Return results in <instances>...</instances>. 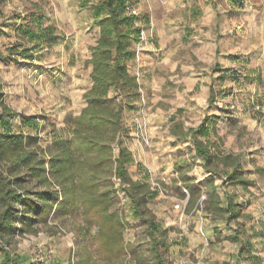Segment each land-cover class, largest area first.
<instances>
[{
    "label": "rangeland",
    "instance_id": "obj_1",
    "mask_svg": "<svg viewBox=\"0 0 264 264\" xmlns=\"http://www.w3.org/2000/svg\"><path fill=\"white\" fill-rule=\"evenodd\" d=\"M96 1L1 3L4 51L11 44L31 45L19 27L27 23L32 10L43 13L44 24L55 25L62 37L52 47L45 44L33 59H0L4 101L18 111L12 121L20 124L22 113L40 118L38 129H22L38 134L33 140L48 159L55 136H71L72 121L88 104L85 93L94 83L90 59L101 25V16L94 12ZM136 3L139 15L150 17V23H144L145 35L148 29H159L168 38L161 50L156 45H134L136 57L127 68L136 75L141 97H124L123 139L135 159L128 165L131 175L158 189L145 208L168 230L167 263L264 264V0ZM212 92L214 100H210ZM115 93L113 89L111 94ZM206 118L207 134L199 137L213 151L238 155L244 170L246 183L215 175L224 203L225 191L234 192L240 203V216L230 222L200 208L186 209L191 191L200 199L206 196L200 181L210 172L203 167V158L197 157L191 132ZM118 153L115 145L114 154ZM187 171L192 175L189 184ZM113 179L117 193L111 209L126 221L122 251L100 248L96 224L86 231L79 228L82 208L64 223L52 214L47 222L16 232L8 248L22 254L23 264H159L154 263L144 220L133 215L120 180ZM34 183L28 180L26 186L35 187ZM178 202L180 208L175 206ZM1 256L0 251V261Z\"/></svg>",
    "mask_w": 264,
    "mask_h": 264
},
{
    "label": "trees",
    "instance_id": "obj_2",
    "mask_svg": "<svg viewBox=\"0 0 264 264\" xmlns=\"http://www.w3.org/2000/svg\"><path fill=\"white\" fill-rule=\"evenodd\" d=\"M137 0H97L94 12L101 16L100 36L92 48L91 75L94 83L85 93L88 104L71 123V136L56 135L48 156L39 151L34 138L23 127L38 129L40 118L21 114V123L12 121L18 111L4 101L0 84V264H23L21 253L8 248L10 237L25 231L38 222H47L56 214L64 223L76 209L82 208L83 222L78 226L86 231L96 224V239L100 248L122 251L126 221L112 210L116 203V182H121L130 200L133 215L144 220L154 250V263L168 264L165 251L167 228L145 205L158 195L147 179H135L128 165L135 161L133 151L124 143L123 112L125 99H140L136 75L127 68V62L136 57L134 42L142 38L148 15L133 12ZM2 0H0V15ZM88 3V1H85ZM45 15L32 10L27 23L20 25L21 36L31 45L11 44L5 51L0 47V59L22 57L33 59L45 44L54 46L62 38L53 24H44ZM116 89L115 94L111 91ZM215 99L212 92L210 100ZM206 118L191 132L202 165L210 174L200 181L206 187V196L191 191L186 209L200 208L215 217L223 215L230 222L240 216V203L234 192L225 191L226 204L218 190L215 175H225L231 183H246L241 158L220 150L199 135L207 134ZM119 153L114 154V146ZM228 167H233L231 171ZM223 169V171H222ZM28 180L35 187H27ZM189 177H185L189 184ZM186 196V193H184ZM237 231H234V236ZM138 264H141L138 261Z\"/></svg>",
    "mask_w": 264,
    "mask_h": 264
},
{
    "label": "crops",
    "instance_id": "obj_3",
    "mask_svg": "<svg viewBox=\"0 0 264 264\" xmlns=\"http://www.w3.org/2000/svg\"><path fill=\"white\" fill-rule=\"evenodd\" d=\"M137 7V6H136ZM133 9V12L135 13H139V11L137 10V8ZM135 10V11H134ZM146 29V28H145ZM144 29V30H145ZM168 37L163 35V31H160L159 29H148L147 34L141 38L139 41H135L134 45H156V49L157 50H161L163 45H166L167 43H163V40H167ZM139 42V43H138ZM166 42V41H165ZM145 48V47H144ZM151 47H148V49ZM154 48V47H153ZM155 49V48H154ZM154 49H150V50H154ZM199 159L202 158L201 156H197ZM142 160V159H141ZM134 164V163H131ZM136 166H139V160L136 163ZM139 168V167H138ZM187 176H192L188 173H185ZM133 178H137V176L132 175ZM195 176V175H194Z\"/></svg>",
    "mask_w": 264,
    "mask_h": 264
},
{
    "label": "built area",
    "instance_id": "obj_4",
    "mask_svg": "<svg viewBox=\"0 0 264 264\" xmlns=\"http://www.w3.org/2000/svg\"><path fill=\"white\" fill-rule=\"evenodd\" d=\"M135 11V10H134ZM145 36V30H143L142 31V38ZM175 206L177 207V208H180L181 207V204L178 202V203H176L175 204Z\"/></svg>",
    "mask_w": 264,
    "mask_h": 264
}]
</instances>
